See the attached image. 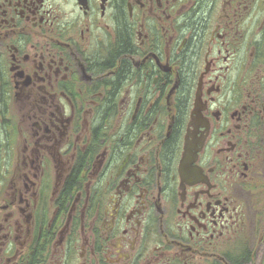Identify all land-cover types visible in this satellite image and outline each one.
<instances>
[{"label": "flooded vegetation", "instance_id": "flooded-vegetation-1", "mask_svg": "<svg viewBox=\"0 0 264 264\" xmlns=\"http://www.w3.org/2000/svg\"><path fill=\"white\" fill-rule=\"evenodd\" d=\"M0 264H264V0H0Z\"/></svg>", "mask_w": 264, "mask_h": 264}]
</instances>
